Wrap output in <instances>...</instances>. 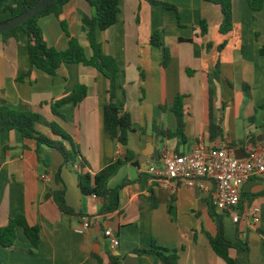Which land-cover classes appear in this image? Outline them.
Returning <instances> with one entry per match:
<instances>
[{
	"label": "crops",
	"instance_id": "0c3cea01",
	"mask_svg": "<svg viewBox=\"0 0 264 264\" xmlns=\"http://www.w3.org/2000/svg\"><path fill=\"white\" fill-rule=\"evenodd\" d=\"M155 1L120 0L117 22L97 31L103 52L114 56L121 69L115 101L130 113L136 128L126 146L104 129L110 81L102 72L75 63L62 64L50 75L31 67L24 29L18 38L0 37V98L61 124L78 144L85 171L95 174L125 158L128 150L133 155L108 183L115 188L127 182L120 190L119 208L102 213L103 196L81 192L77 170L64 163L57 149L38 147L35 139L20 142L14 131L1 132L0 226L23 214L29 224L39 226L40 240L34 247L18 226L13 247L0 245V264H109L110 255L123 264L127 256L136 257L129 264H158L156 255L134 252L148 248L152 240L176 247L178 264H228L208 236L217 232L209 207V201L215 204L216 182L202 178L193 186L165 187L146 169L152 163L162 166L165 154L190 153L201 143L226 145L238 158L264 144V8L254 11L247 0H232L234 27L222 34L221 8L210 0ZM94 13L86 0H70L60 17L48 14L39 24L47 43L63 50L68 47L61 25L65 21L90 57L82 18ZM8 16L0 13V20ZM156 32L160 45L151 42ZM78 84L85 86L86 95L62 105L64 118L53 114L51 102ZM178 94L185 95L184 143L160 132L178 130L173 110ZM38 129L55 138L47 126ZM212 131L217 136L211 138ZM241 198L238 222L230 212L217 209L225 233H239L244 241L230 249V256L236 264H264V175L248 179ZM62 201L73 214L61 209ZM254 207L260 209L258 222L253 220ZM84 220L90 222L87 229ZM105 229L118 235V247H111Z\"/></svg>",
	"mask_w": 264,
	"mask_h": 264
},
{
	"label": "trees",
	"instance_id": "16d2710c",
	"mask_svg": "<svg viewBox=\"0 0 264 264\" xmlns=\"http://www.w3.org/2000/svg\"><path fill=\"white\" fill-rule=\"evenodd\" d=\"M38 1L39 0H0V13H9V19L21 14ZM69 1L70 0L53 1L33 18L22 25L4 32L0 37L5 40L10 37L18 38V31L24 29L28 35V51L31 67L41 69L50 75L56 74L58 68L62 64L75 63L90 65L102 72L110 81V100L104 107V129L110 138L114 139L122 146H126L130 133L136 128L130 113L123 105L115 101L117 80L120 76L121 69L114 56L103 52L101 43L97 39L98 30H105L117 22L118 13L120 11V0H86L95 11L92 16L84 14L82 18V28L87 34L93 52L90 57L86 55L84 47L79 39L68 32L65 21L62 20L61 25L68 36V47L63 50L50 46L40 27L39 19L42 16L55 14L57 17H60L64 11V7ZM149 1L152 3L157 2L155 0ZM210 1L219 5L223 14L219 27L220 32L222 34L229 33L234 27L232 0ZM247 1L250 8L254 11H259L264 8V0ZM162 4L164 6H173L163 2ZM0 22H2V20H0ZM202 24L203 30L205 31V22ZM151 42L155 45H160L157 32L152 35ZM261 52L264 53V47L261 48ZM85 95V86L82 84L76 85L68 95L51 102L52 113L64 118V115L60 112L62 105L68 102L77 103ZM184 98L185 95L178 94L173 107L178 122V130L176 132L160 130V132L168 138L178 137L181 143H184L187 139L183 130ZM38 125L47 126L55 138L40 131ZM3 131H14L20 142L25 139H35L38 147L45 145L57 149L62 154L66 165L74 167V165L78 163L81 166V169L77 170L78 184L81 192L86 195L103 196L104 204L101 208L102 213H111L119 208L120 190L127 182L125 180L115 188H109L108 183L110 179L116 175L121 166L133 157L129 150L125 158L119 157L115 159L95 174L85 171L83 169L85 160L81 155L78 144L61 124L56 121L47 120L41 113L35 112L29 107L23 110L16 109L5 99L0 98V133ZM215 136H217V132L213 133L212 131L211 138ZM242 200L243 198H240V203ZM209 207L210 214L217 226L216 234L208 235L211 245L215 252L220 257L224 258L228 264H236V259L230 256V249L242 246L244 241L239 233H236L234 236L227 235L224 231L222 214L217 211L216 204L209 201ZM61 209L73 214V211L64 204V201H62ZM18 226L23 227L26 236L30 239L34 247H36L40 240L39 226L29 224L23 214L16 215L11 218L5 226H0V245L8 248L13 247ZM134 252L138 255H156L159 260L158 264H178V249L176 247L161 245L155 240H152L148 248H137L134 249ZM109 264L123 263L119 257L110 255Z\"/></svg>",
	"mask_w": 264,
	"mask_h": 264
},
{
	"label": "built area",
	"instance_id": "2783aa9c",
	"mask_svg": "<svg viewBox=\"0 0 264 264\" xmlns=\"http://www.w3.org/2000/svg\"><path fill=\"white\" fill-rule=\"evenodd\" d=\"M73 168L80 170V165L76 163ZM146 170L165 187L177 186L179 183L193 186L202 178L214 180L217 186V209L230 212L233 220L238 222L240 213L236 207L240 203L243 184L253 176L264 175V144L250 147L246 156L238 158L226 145L207 147L201 143L190 153L165 154L162 166L152 163ZM259 211V207L252 210L254 222L259 221ZM89 226L90 222L84 220L83 229ZM104 234L111 247L119 246L120 240L114 231L105 229Z\"/></svg>",
	"mask_w": 264,
	"mask_h": 264
},
{
	"label": "water",
	"instance_id": "95a60500",
	"mask_svg": "<svg viewBox=\"0 0 264 264\" xmlns=\"http://www.w3.org/2000/svg\"><path fill=\"white\" fill-rule=\"evenodd\" d=\"M53 1H55V0H39L37 3H35L33 6L29 7L28 9H26L21 14L0 22V35L6 31H9V30L19 26V25L24 24L26 21L33 18L38 12H40L43 8H45L47 5H49ZM156 139H157V137H156ZM256 139H259V138H256ZM158 146H159V143L156 141V149L154 152L156 159H159ZM129 261H135L136 262V257L127 256L126 257V264H129L128 263Z\"/></svg>",
	"mask_w": 264,
	"mask_h": 264
}]
</instances>
